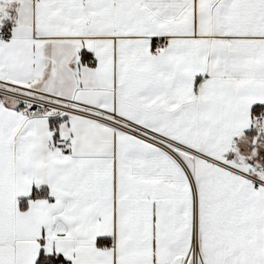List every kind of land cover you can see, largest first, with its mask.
Segmentation results:
<instances>
[{
    "label": "snow or ice",
    "instance_id": "snow-or-ice-1",
    "mask_svg": "<svg viewBox=\"0 0 264 264\" xmlns=\"http://www.w3.org/2000/svg\"><path fill=\"white\" fill-rule=\"evenodd\" d=\"M0 264H264V0H0Z\"/></svg>",
    "mask_w": 264,
    "mask_h": 264
}]
</instances>
